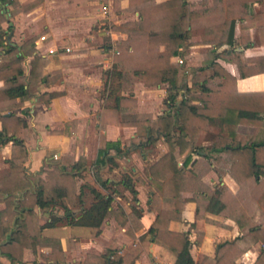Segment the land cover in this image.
<instances>
[{
  "label": "crops",
  "instance_id": "0c3cea01",
  "mask_svg": "<svg viewBox=\"0 0 264 264\" xmlns=\"http://www.w3.org/2000/svg\"><path fill=\"white\" fill-rule=\"evenodd\" d=\"M185 1L189 9L199 10L190 18L189 31L179 46L180 52L170 56L172 60L181 57L175 76L177 99L186 94L184 87L196 78L191 67L206 64L210 59L234 76L237 90H264V71L240 75L236 62L222 53L228 49L240 50L245 57L241 65L243 70L260 66L264 60V44L258 41L256 26L235 24L233 37L227 41L216 32L224 19L221 8H212V0ZM102 2L106 3L104 11L100 8ZM250 8L252 11L264 10V0H253ZM0 10L4 17L0 21L3 41L19 44L32 37L35 50L46 57L40 77L26 80V93L21 96V103L9 108L26 124L27 136L23 144L27 154L21 161L23 171L31 180L43 177L45 171L57 163L62 151L74 158L78 155L85 158L84 166L73 175L72 200L48 189L51 204H33L36 222L43 223L49 213L61 214L64 207L76 212L86 206L92 200L89 185L109 192V205L119 204L126 213L123 221L105 215L97 225L64 221L41 225L38 229L41 238L23 246L20 259L11 261L0 250V264H171L174 254L153 241L146 232L155 210L146 202L150 183L140 178V175L144 176L143 167L164 151L165 143L160 137L154 144L140 139L123 142L124 138L144 132L142 124L132 121L135 115L149 113L154 116L162 111L167 81L144 84L126 72L117 78L114 93H108L110 70L113 67L119 69V64H113L115 45L126 36L125 31L111 25L136 20L137 8L128 7V0H3ZM234 20L237 22L236 18ZM28 58L29 55L24 54L21 62L24 73L29 67ZM5 59L6 54L0 50V62ZM114 94L121 97L116 100ZM44 98H47L46 103ZM191 101L198 102L197 99ZM238 113L243 119L235 125L236 130L252 132V119L260 120L264 126V111L242 109ZM221 123L220 115H208L197 131L196 142L209 143L206 134L218 133ZM114 139L119 140L126 153L123 151L96 164L94 160L99 149L105 141ZM10 151L11 140L0 142V178L8 172L6 159ZM190 153L191 158L196 156L194 152ZM174 155L180 162L183 153L174 151ZM128 161L133 164L128 163L127 170L125 164ZM116 167L119 168L117 177L112 174ZM198 171L201 181L210 189L198 197L199 215L194 216L197 202L191 191L181 190L180 195L185 199L182 220L170 219L167 223L170 229L182 230H186L189 222L193 223L194 229L190 227L185 234L189 239V254L196 261L213 253L217 238L236 231L232 217L224 209L215 211L213 207L216 190L225 186L234 192L238 187L236 179L227 171L217 175L211 166ZM86 172L93 174L95 183L86 181L82 174ZM122 172L131 177L135 199L129 188L119 181ZM14 216L15 213L0 200V237L3 236L0 242L14 225ZM261 226L264 229V218ZM260 248L261 243L256 240L235 257L233 264H251ZM108 251L109 258L113 257L112 251L118 254L119 262L103 260L101 255Z\"/></svg>",
  "mask_w": 264,
  "mask_h": 264
},
{
  "label": "trees",
  "instance_id": "16d2710c",
  "mask_svg": "<svg viewBox=\"0 0 264 264\" xmlns=\"http://www.w3.org/2000/svg\"><path fill=\"white\" fill-rule=\"evenodd\" d=\"M252 1L212 0L211 7L221 8L224 12L223 23L216 29L221 38L231 41L233 27L237 23L240 26L254 24L258 41L264 44V10L252 11ZM132 6L138 10L136 20L111 25L125 31L126 36L115 45L113 64H119V69L113 67L110 70L108 93H114L118 86L117 78L126 72L144 84L160 81H167L168 84L162 99V111L154 116L149 113L135 115L132 121L142 124L144 132L123 139L124 144L138 139L154 144L160 137L165 143L164 151L145 165L144 176L140 175L142 180L150 183L146 202L155 210L146 232L153 241L174 254L171 264H233L235 257L256 240L260 241L261 248L251 264H264V229L261 226L264 218V126L260 120L252 119V132L235 129V125L243 119L239 110L264 111V90H237L234 76L217 61L210 59L206 64L191 67L196 78L193 77L191 83L184 87L186 94H181L177 99L175 76L180 63L170 59V56L180 52L179 46L189 31L190 18L199 9H189L185 0H128V7ZM3 18L0 10V21ZM2 33L0 27V50L6 54V59L0 62V142L11 140V151L6 159L8 172L0 178V200L15 216L14 225L7 232L5 240L0 242V250L12 261L21 258L23 246L41 238L38 233L41 225H52L57 221L97 225L105 215H113L117 221H123L126 213L119 204L114 207L109 205V192L89 185L92 200L86 206L76 212L64 207L61 214L49 213L43 223L36 222L33 204H51L48 189L57 196L66 195L72 200L75 185L73 175L84 166L85 158L83 155L74 158L72 154L62 151L57 163L52 164L43 177L37 176L31 180L23 171L21 161L27 154L23 144L27 136L26 124L19 114L9 108L21 103V96L26 93L25 81L40 77L46 57L35 50L31 44L32 37L16 44L3 41ZM222 53L236 62L240 75L264 71V60L255 69L243 70L241 65L245 57L240 50L228 49ZM24 54L29 55V67L25 73L21 64ZM120 97L114 94L116 100ZM44 102H47V98H44ZM211 114L222 117L220 131L206 134L210 138L209 143H197V131ZM119 143L118 139L105 141L94 162L102 164L105 158L112 159L125 151ZM174 151L183 153L180 163ZM190 152L196 156L191 158ZM210 166L217 175L227 171L238 182L234 192L225 186L216 190L213 207L215 211L224 209L232 217L236 231L217 238L213 253L205 254L200 261H196L189 254V239L185 234L190 227L193 228V223L189 222L186 230L170 229L167 223L170 219L182 220L181 209L185 199L180 195L181 190L191 191V196L197 202L194 216L199 215L198 197L210 189L201 181L198 169ZM119 181L129 188L135 199L130 175L122 172ZM112 252L111 258L107 255L109 251L103 253V260L108 258L119 262L120 256Z\"/></svg>",
  "mask_w": 264,
  "mask_h": 264
},
{
  "label": "rangeland",
  "instance_id": "374dc122",
  "mask_svg": "<svg viewBox=\"0 0 264 264\" xmlns=\"http://www.w3.org/2000/svg\"><path fill=\"white\" fill-rule=\"evenodd\" d=\"M128 163H132V164H133V162H132V161H128V162H126L125 166H126V165H127V166L125 167V169H127V170H128V167H129V166H128V165H129ZM178 163H180V162H178ZM113 164H114V165L116 164L115 166H117V162L113 161ZM118 170H119V168L116 167V170H114V172H112V174L115 175V177H117V176L119 175ZM109 172H110V171H109ZM84 178H85L86 181H88V183H90V184L95 183V182H94L95 179H93V174H91V173L86 172ZM88 192H89V191H88ZM90 194H91V193L89 192L88 195H90ZM199 208L201 209V205L199 206ZM193 229H194V227H193ZM196 231H197V230H196ZM196 231H195V232H196ZM191 234H192V233H191ZM196 236H197V234H196ZM196 236H195V237H196Z\"/></svg>",
  "mask_w": 264,
  "mask_h": 264
},
{
  "label": "built area",
  "instance_id": "2783aa9c",
  "mask_svg": "<svg viewBox=\"0 0 264 264\" xmlns=\"http://www.w3.org/2000/svg\"><path fill=\"white\" fill-rule=\"evenodd\" d=\"M100 8L104 11L106 9V3L102 2L101 5H100ZM176 60L177 61H181V57H177Z\"/></svg>",
  "mask_w": 264,
  "mask_h": 264
}]
</instances>
